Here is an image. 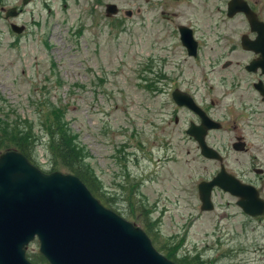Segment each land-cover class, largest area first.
Segmentation results:
<instances>
[{"label": "rangeland", "instance_id": "rangeland-1", "mask_svg": "<svg viewBox=\"0 0 264 264\" xmlns=\"http://www.w3.org/2000/svg\"><path fill=\"white\" fill-rule=\"evenodd\" d=\"M226 1L32 0L17 19L21 35L0 19V108L9 120L31 123L39 140L34 159L46 172L40 114L63 106L103 200L133 225H149L146 233L162 254L177 247L179 258L264 264V216L243 215L217 189L213 209L199 210L196 184L211 178L219 163L198 154L184 134L196 118L169 98L173 88L184 90L220 123L206 143L227 172L250 180L264 198V102L248 85L253 78L233 63L246 58L236 47L246 25L241 15L225 17ZM248 1L264 16V0ZM177 25L192 29L195 60L179 45ZM235 142L244 146L234 149ZM36 251L37 243L27 246L29 254Z\"/></svg>", "mask_w": 264, "mask_h": 264}, {"label": "water", "instance_id": "water-1", "mask_svg": "<svg viewBox=\"0 0 264 264\" xmlns=\"http://www.w3.org/2000/svg\"><path fill=\"white\" fill-rule=\"evenodd\" d=\"M28 1L21 0L22 4ZM106 12L114 13V5H108ZM235 14H242L250 31L256 33L254 40L241 37L240 46L259 53L261 58L251 66H259L264 73V25L243 0L227 1L226 16ZM10 15L8 11L6 16ZM11 28L15 33L21 31V27ZM177 31L187 55L194 56L196 44L190 29L179 26ZM171 100L199 117V124H190L185 133L196 142L200 155L219 160L216 151L204 142L207 130L218 126L187 94L174 90ZM240 148L234 145V149ZM213 187L236 198L235 205L243 214H264V201L256 190L222 167L210 181L197 185L201 211L212 209ZM34 238L47 264H174L155 251L139 227L104 208L77 177L58 171L43 173L21 153L6 150L0 153V264H31L24 249Z\"/></svg>", "mask_w": 264, "mask_h": 264}, {"label": "trees", "instance_id": "trees-1", "mask_svg": "<svg viewBox=\"0 0 264 264\" xmlns=\"http://www.w3.org/2000/svg\"><path fill=\"white\" fill-rule=\"evenodd\" d=\"M62 111L63 106L57 105L51 106L48 112L40 114L41 129L46 136L43 146L50 164L49 171H62L76 176L96 199L102 204L108 205L106 199L103 200L102 195L99 193L101 185L96 175L86 162L87 153L77 142V135L69 131ZM35 136L36 134H34L33 126L30 122L19 119L9 120L6 110L0 108V151L12 149L20 152L32 164L36 165L34 149L38 139ZM125 179L129 180L127 176H125ZM126 185H121L120 187L124 188ZM127 196L132 197L131 194ZM141 205L139 204L140 207ZM145 214L143 212V215ZM143 230L145 232L150 230L149 225ZM156 248L160 252L164 251L162 247ZM176 248L170 254L164 252L165 257L176 264H210V261L200 260L198 255L179 258L176 255ZM31 260L34 264L45 263L40 257H32Z\"/></svg>", "mask_w": 264, "mask_h": 264}, {"label": "flooded vegetation", "instance_id": "flooded-vegetation-1", "mask_svg": "<svg viewBox=\"0 0 264 264\" xmlns=\"http://www.w3.org/2000/svg\"><path fill=\"white\" fill-rule=\"evenodd\" d=\"M172 2H175V1H172ZM245 2L248 4V7L251 9V11H253L254 13H255V15H256V17H257V19L259 20V21H262L263 23H264V16H260V14L259 13H257L256 12V10L254 9V6L252 5V4H250V2L248 1V0H245ZM226 4V3H225ZM6 9L7 8H4L3 6H0V15L1 14H3V12H5L6 11ZM3 17V16H2ZM1 17V18H2ZM243 17V16H242ZM1 20H3L5 23L7 22L8 23V25L10 24V22L7 20V18H6V20H4V18L3 19H1ZM244 20V22H245V25H246V32H244V33H242L241 35H244V36H246L248 39H250V40H253L254 39V37L256 36V33H252V32H250V30H249V26H248V23H247V20L244 18L243 19ZM178 26V25H177ZM176 26V27H177ZM240 35V36H241ZM236 46H239L238 44L236 45ZM231 48H235V47H233L232 45H231ZM231 50V49H230ZM230 50L227 52V53H229L230 52ZM197 51H198V47H197ZM240 52L242 53V58L244 59L245 58V55L244 54H246V58H245V60H244V62L243 63H238L237 61L236 62H233L234 63V65L235 66H238L239 67V70H241L242 72H244V73H246V74H248L249 76H251L252 78H253V80H252V82L250 81V83L248 84L250 87H251V89L256 93V95L258 96V98H259V100L261 101V102H264V75H262L261 74V72H260V70L258 69V68H256V69H254V71H252V72H248L247 70H246V66L250 63V62H255L256 60H257V58L259 57V55H256V53H254V52H252V51H243V50H240ZM224 56H225V54H224ZM196 57H197V54H196ZM195 57V58H196ZM222 57V55H220L219 56V58H221ZM219 58H217V59H219ZM193 60V59H192ZM226 62H228V61H225V60H222L219 64H225ZM212 64H213V62H212ZM222 68V67H221ZM231 78V82H234V83H238V80H237V77H230ZM260 83V84H259ZM259 84V87H258V89L260 88L261 89V94L259 95L258 93H257V91H256V87L254 86V85H258ZM243 106H245V104H243ZM248 105H246V107H247ZM249 107V106H248ZM202 108H203V106H202ZM206 114H207V111L206 110H204V109H202ZM252 113H255V111L254 110H250ZM263 112V111H262ZM174 122H176V120H174ZM237 138V137H236ZM235 138V139H236ZM233 175V174H232ZM233 176H235V175H233ZM236 178H240V181H242V182H244V183H248V184H254V183H252L250 180H245V179H243V178H241V177H237V176H235ZM256 187V186H255ZM258 190V192L261 194V192H262V189H257Z\"/></svg>", "mask_w": 264, "mask_h": 264}]
</instances>
